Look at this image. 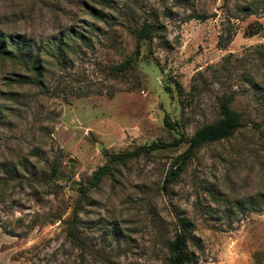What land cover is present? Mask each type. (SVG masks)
<instances>
[{
  "label": "rangeland",
  "instance_id": "1",
  "mask_svg": "<svg viewBox=\"0 0 264 264\" xmlns=\"http://www.w3.org/2000/svg\"><path fill=\"white\" fill-rule=\"evenodd\" d=\"M0 41L11 50L0 55V179L12 177L0 224L45 221L25 238L0 233L15 264H167L178 219L195 264H264V0H0ZM221 95L242 125L173 180L184 143L90 184L105 152L190 136L218 118ZM79 186L83 248L64 223Z\"/></svg>",
  "mask_w": 264,
  "mask_h": 264
},
{
  "label": "trees",
  "instance_id": "2",
  "mask_svg": "<svg viewBox=\"0 0 264 264\" xmlns=\"http://www.w3.org/2000/svg\"><path fill=\"white\" fill-rule=\"evenodd\" d=\"M196 18L203 19L204 15H196ZM134 35L136 39V52L138 50V45L140 40L149 39L150 36V27L147 24H142L141 27L137 30H134ZM17 47V46H16ZM14 47L13 49L17 50ZM11 50L5 48L4 44L0 41V55L9 53ZM130 58L124 59L118 65H112L108 67V74H117L124 70L127 66H129ZM19 78H23L22 76ZM231 97L226 95H221L217 99V112L218 118L212 122L205 123L198 127L190 136L179 135L176 139L171 142H162V141H152L146 145H138L131 150H125L117 153H104L106 156V163L98 166L91 174L90 184H97L100 179L108 175L112 169V165L116 163L125 162L131 158L137 157L139 155H147L153 150H157L160 148H165L167 146H176L179 143H184L185 149L176 155L175 164L176 167L174 169H170L167 172L165 180H173L179 171L183 168L186 161L190 160L193 156L196 149L201 147L204 144H208L220 139L227 138L232 135L234 130L242 125L239 114L234 111L230 107ZM163 124L168 129L175 128V122H171L168 117L165 115L163 117ZM54 171V167L52 168V172ZM12 180L9 174L4 173V177L0 179V201L4 199L5 190L3 186L9 183ZM35 182L41 179H34ZM44 183V179H43ZM86 190L87 187L79 186L78 193L79 196L76 199L75 203L70 209L69 218L64 220L66 224V234L69 238V243L75 244L80 248H83L86 244L84 239L76 234L75 223L77 224L80 220L79 214L82 212V202L86 199ZM29 219L26 223H23L21 217H17L13 224H0V231L8 235L10 237L15 238H25L28 233L33 229V227L38 223L45 222L42 216L32 213H27ZM50 218L51 215H50ZM56 219H60V215L54 217ZM178 229L173 233L172 238L167 242V256L166 263L167 264H195L193 261L192 255L188 251L187 242H188V232L186 225L184 224L183 219H178ZM25 253V252H24ZM64 254H67L64 251ZM14 256L12 257V260ZM15 260V259H14ZM30 264H34L30 262ZM57 264H65V261H57Z\"/></svg>",
  "mask_w": 264,
  "mask_h": 264
},
{
  "label": "crops",
  "instance_id": "3",
  "mask_svg": "<svg viewBox=\"0 0 264 264\" xmlns=\"http://www.w3.org/2000/svg\"><path fill=\"white\" fill-rule=\"evenodd\" d=\"M4 243H7V241H0V246ZM0 264H15L14 261L10 259V252L6 249L5 250L1 249V247H0Z\"/></svg>",
  "mask_w": 264,
  "mask_h": 264
}]
</instances>
